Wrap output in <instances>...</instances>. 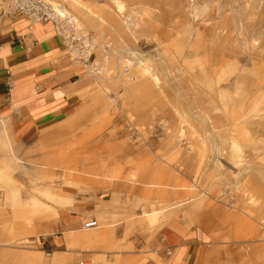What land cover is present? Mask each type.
I'll list each match as a JSON object with an SVG mask.
<instances>
[{
    "label": "rangeland",
    "instance_id": "obj_1",
    "mask_svg": "<svg viewBox=\"0 0 264 264\" xmlns=\"http://www.w3.org/2000/svg\"><path fill=\"white\" fill-rule=\"evenodd\" d=\"M50 1L94 38L104 75L82 74L79 106L32 158L0 160L14 219L61 237L0 264H170L162 230L204 236L193 264H264V0H114L123 16ZM66 187L110 197L69 241L51 228Z\"/></svg>",
    "mask_w": 264,
    "mask_h": 264
},
{
    "label": "crops",
    "instance_id": "obj_2",
    "mask_svg": "<svg viewBox=\"0 0 264 264\" xmlns=\"http://www.w3.org/2000/svg\"><path fill=\"white\" fill-rule=\"evenodd\" d=\"M61 50V39L55 36L52 25L30 26L25 19L2 16L0 8V160L32 158V151L44 140L41 134L51 132L70 118L79 106L82 72L62 56ZM24 167L17 172L22 175ZM64 189L70 191L71 205L57 209V224L51 228L69 241L68 234L80 233L78 229L86 218L101 220L103 212H96V217L88 214L96 211L97 205H109L110 197L108 191L78 193L75 188ZM2 196L0 191V254L41 252L39 249L44 246L57 245L55 239L61 237L46 240L43 234L32 233L40 228H29L22 220L16 221L11 200ZM189 233H159L163 234L161 244L168 251L170 264H191L204 244L206 239L199 232Z\"/></svg>",
    "mask_w": 264,
    "mask_h": 264
},
{
    "label": "built area",
    "instance_id": "obj_3",
    "mask_svg": "<svg viewBox=\"0 0 264 264\" xmlns=\"http://www.w3.org/2000/svg\"><path fill=\"white\" fill-rule=\"evenodd\" d=\"M0 8L2 16L25 19L30 26L52 25L55 36L61 39V54L69 63L76 65L82 74L90 78L97 79L104 75L94 54V38L84 32L75 18L58 12L50 0H5ZM96 227L97 220L82 225V229Z\"/></svg>",
    "mask_w": 264,
    "mask_h": 264
},
{
    "label": "bare ground",
    "instance_id": "obj_4",
    "mask_svg": "<svg viewBox=\"0 0 264 264\" xmlns=\"http://www.w3.org/2000/svg\"><path fill=\"white\" fill-rule=\"evenodd\" d=\"M77 1H79V0H71V2H75V3H77ZM112 1V0H111ZM113 2H114V0H113ZM185 2V1H184ZM114 3H116L115 5H116V9H117V14H119V15H121V16H123V14H124V5L122 6V5H120L119 3H117V2H114ZM187 4V3H186ZM55 8H56V10H58V12H60L61 14H67V15H70V16H72L69 12H67L66 10H64V9H62L61 7H60V5L58 6V5H55L54 6ZM85 11H86V13H87V15H88V17H89V14H91V15H93V17H94V19L96 18L97 20H98V22H99V24H105V23H103L100 19H99V17H97V16H95L93 13H92V10H88L87 8H85L84 9ZM98 12V11H97ZM96 12V13H97ZM182 16V15H181ZM73 17V16H72ZM184 18H182V17H180V19L181 20H178L179 22L178 23H176V24H180L181 22H184L185 20H187L188 18H185V16H183ZM187 17V16H186ZM73 18H75V17H73ZM76 19V18H75ZM191 19V18H190ZM230 19V18H229ZM189 20V19H188ZM76 21H77V19H76ZM191 21V20H190ZM87 22V21H86ZM185 23H186V21H185ZM189 23V22H188ZM175 25V24H174ZM81 27V26H80ZM241 27V26H240ZM221 34V33H220ZM145 58V57H144ZM142 65H143V63H142ZM149 71V70H148ZM148 71H146L148 74H149V72ZM144 73V72H143ZM146 74V73H145ZM42 197V196H41ZM53 199V198H52ZM34 200V199H33ZM57 201H58V199H57ZM34 202H36V201H34ZM83 229H86V230H88L87 228H83Z\"/></svg>",
    "mask_w": 264,
    "mask_h": 264
}]
</instances>
